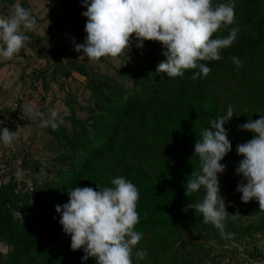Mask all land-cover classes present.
Instances as JSON below:
<instances>
[{"label": "trees", "instance_id": "16d2710c", "mask_svg": "<svg viewBox=\"0 0 264 264\" xmlns=\"http://www.w3.org/2000/svg\"><path fill=\"white\" fill-rule=\"evenodd\" d=\"M3 2L10 8L15 0H0ZM19 2L32 10L36 23L41 21L40 13L27 0ZM219 3L233 5L234 22L213 36H227L232 27L239 32L233 44L221 50L220 59L202 61L211 70L196 80L191 76L198 69L185 70L183 77L174 78L156 72L158 63L166 60L161 42L146 40L137 48L134 34L129 56L120 55V79L100 73L76 57L65 62L58 57L45 59L44 65L33 68L32 75L45 90L49 77L68 80L78 72L86 77L84 87L90 94L83 104L68 91L65 102L70 113L59 116L63 122L57 129L42 127L50 135L47 147L57 151L47 164L31 151L7 158L10 170L0 174V243L9 250L0 251V264H96L94 257L82 261L83 249H71V237L59 223L56 205L68 201L72 187L91 186L99 191L97 184L111 187L116 176L130 180L139 190L135 229L143 235L133 250V264H238L226 262L222 252L215 253V245L228 240L243 244L249 258L264 259L257 235L264 236V211L255 199L241 201L236 188L242 177L235 171L243 158L236 146L254 135L238 125L264 113V0H212L213 6ZM6 10L0 7L4 18L10 13ZM26 34L29 39L21 53L35 45L34 28ZM52 37L50 34L49 42ZM48 50L38 53L48 56ZM27 76L22 71L21 92L26 90ZM20 104L18 100V111ZM229 105L234 115L225 128L232 150L221 161L226 168L218 176L229 212L225 231L231 235L222 238L216 228L202 222L200 213L186 207L201 200L203 190L188 197L184 185L193 170L200 169L194 146L201 139V130L211 127V119L225 114ZM77 108L88 115L78 116ZM17 166L30 169V175H18ZM43 171L46 177H42ZM136 249L146 250V259L137 261Z\"/></svg>", "mask_w": 264, "mask_h": 264}, {"label": "clouds", "instance_id": "9594fccd", "mask_svg": "<svg viewBox=\"0 0 264 264\" xmlns=\"http://www.w3.org/2000/svg\"><path fill=\"white\" fill-rule=\"evenodd\" d=\"M82 3L86 7L82 15L87 18L84 29L87 35L83 43H76L73 38L75 51H82L90 60L117 58L130 50L133 34L137 48H142L146 40L159 41L166 60L158 63L156 72L166 73L168 78L183 77L188 69H198L192 73V80L207 76L211 69L202 61L220 59L221 50L230 47L239 32L238 27H232L227 36H213L233 24L231 3L215 6L212 0H82ZM35 24L32 10L16 0L8 16L0 19V60H10L26 47L29 39L26 31ZM232 59L238 67L242 66L239 58ZM24 112L29 118H40L41 127L51 126L55 130L63 122L56 109H50L46 115L32 102L25 105ZM233 115V107L229 105L225 114L211 119V127L201 130V139L194 146L200 169L193 170L184 185L188 197L203 190V198L186 207L200 213L202 222L216 228L222 238L231 233L225 231L229 212L218 174L225 171L226 165L221 161L232 150L225 124ZM238 127L254 135L236 146V152L243 157L235 169L242 177L236 191L241 193V201L255 199L260 211H264V113ZM19 134V129L14 131L0 124V144H12ZM111 185L97 184L99 191L91 186L70 188L68 201L56 205L59 223L71 237V249H83L82 261L94 257L96 264H133V250L143 235L135 229L139 222V190L123 176L112 178ZM134 255L137 261L144 260L147 252L136 249Z\"/></svg>", "mask_w": 264, "mask_h": 264}, {"label": "rangeland", "instance_id": "374dc122", "mask_svg": "<svg viewBox=\"0 0 264 264\" xmlns=\"http://www.w3.org/2000/svg\"><path fill=\"white\" fill-rule=\"evenodd\" d=\"M27 1L40 13L39 18L41 21L35 24L34 35H32V41L35 42V45L33 48H26L23 53L19 52L10 60H0V124L14 131L19 129L20 132L12 144H0V174L10 170L6 161L12 155L21 156L23 151H31L33 157L40 159L43 164H47L48 159L57 153L56 150L52 151L47 147L50 135L37 123V118H29L25 114L24 107L27 103H34L39 110L41 107H45L44 113L46 115L50 109H56L59 116H64L70 113V109L65 102L68 98V91L74 94L76 101L78 100L83 104L87 103L90 94L89 90L84 87L86 77L78 72H74L72 78L68 80L64 78L53 80L49 77V88L45 90L41 86V81L37 82L32 75L33 68L44 65L46 63L45 59L54 61L58 57L65 62L69 58L76 57L78 62H84L88 67H92L100 73H108L109 76L120 79L118 67L123 63L120 56L117 58L101 57L99 60H90L87 56L82 55V51L77 52L74 50L73 38H75L76 43H82L87 35L84 30L87 18L82 15V12L86 11V7L82 0ZM0 7L7 9L6 11L8 12L12 9V7L5 8L6 3L4 2L0 4ZM4 16L1 13L0 19H4ZM48 29L53 30L48 33ZM50 34L53 37L49 42L48 37ZM47 47L50 49L47 52L48 56L39 55L38 52ZM129 54V50H125L123 53V55L127 56ZM22 71L28 75L24 92L20 91ZM34 80L37 83V87L33 86ZM62 84H64L63 88ZM43 95L44 97H42ZM18 100L22 101V104H20L21 111L17 110ZM77 114L80 117L88 115L86 111L79 108H77ZM10 115H12L11 118H9ZM17 119L19 120L17 121ZM67 126L70 127V122H67ZM33 133H36L34 140L32 139ZM17 167L21 177L30 175V169L29 171H23L20 166ZM46 176V172L43 171L42 177ZM257 235L258 244L264 247V236ZM210 244L212 243L209 242ZM244 249L243 244L230 240L222 246L215 245L214 248L215 253L222 252L226 257L225 261L229 263L264 264V259L254 260L249 258ZM8 250L9 247L5 243H0V251L7 253Z\"/></svg>", "mask_w": 264, "mask_h": 264}]
</instances>
